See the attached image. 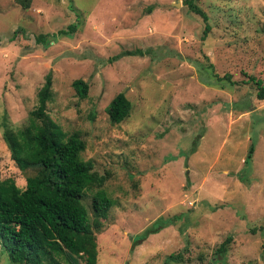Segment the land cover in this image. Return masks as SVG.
Returning <instances> with one entry per match:
<instances>
[{
    "label": "rangeland",
    "instance_id": "rangeland-1",
    "mask_svg": "<svg viewBox=\"0 0 264 264\" xmlns=\"http://www.w3.org/2000/svg\"><path fill=\"white\" fill-rule=\"evenodd\" d=\"M193 2L208 15L204 38L186 0H0V179L22 188L33 172L16 166L3 131L28 124L50 72L49 115L109 174L96 264H264V99L247 80L264 84V0ZM119 92L131 109L114 124L106 107ZM0 264H14L6 251Z\"/></svg>",
    "mask_w": 264,
    "mask_h": 264
},
{
    "label": "trees",
    "instance_id": "trees-1",
    "mask_svg": "<svg viewBox=\"0 0 264 264\" xmlns=\"http://www.w3.org/2000/svg\"><path fill=\"white\" fill-rule=\"evenodd\" d=\"M24 7L29 0H17ZM189 9L204 22L202 37L209 29L208 15L193 0H186ZM152 6L148 7V11ZM77 24L71 23L57 34L70 35ZM46 34L35 37L37 43L49 42ZM129 54H140L139 50ZM256 86V96L264 99L261 79L248 76ZM76 93L85 97L88 84L82 79L72 82ZM52 98L51 73L37 92V105L30 111L28 124L20 128L4 127L3 139L11 159L26 173L25 186L19 187L12 177L0 179V253L6 251L14 264H96V233L101 230L114 200L103 185L108 173L94 170L91 160H84V139L77 133L67 134L49 115L47 103ZM131 102L123 92L108 103L106 112L111 123L125 119ZM192 153L196 148L193 146ZM254 152L251 143L245 157L249 165ZM91 195V211L83 203L87 190ZM155 229H151V232ZM231 236L221 242L216 253L225 254ZM182 261L181 253L170 254Z\"/></svg>",
    "mask_w": 264,
    "mask_h": 264
},
{
    "label": "water",
    "instance_id": "water-1",
    "mask_svg": "<svg viewBox=\"0 0 264 264\" xmlns=\"http://www.w3.org/2000/svg\"><path fill=\"white\" fill-rule=\"evenodd\" d=\"M175 5H177V3H175Z\"/></svg>",
    "mask_w": 264,
    "mask_h": 264
}]
</instances>
